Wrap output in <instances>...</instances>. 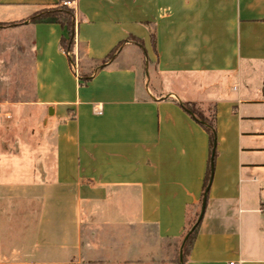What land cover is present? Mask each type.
I'll return each mask as SVG.
<instances>
[{"label":"crops","instance_id":"1","mask_svg":"<svg viewBox=\"0 0 264 264\" xmlns=\"http://www.w3.org/2000/svg\"><path fill=\"white\" fill-rule=\"evenodd\" d=\"M60 1L0 0V28L29 34L32 103L52 140L36 177L0 180V256L11 199L40 202L26 239L47 257L80 247L92 227L136 234L125 254L181 242L210 161L184 264H264V0H70L84 83L60 49L65 26L30 21ZM184 102L213 119L211 160Z\"/></svg>","mask_w":264,"mask_h":264},{"label":"rangeland","instance_id":"2","mask_svg":"<svg viewBox=\"0 0 264 264\" xmlns=\"http://www.w3.org/2000/svg\"><path fill=\"white\" fill-rule=\"evenodd\" d=\"M28 32L0 28V180L26 182L50 156L51 126L47 114L32 103V65ZM261 69V64H256ZM198 107V106H197ZM204 116L210 114L198 107ZM38 200L11 199L2 203L4 251L0 264H181V242L168 241L158 251L125 254V240L134 237L124 228L84 234L80 247L52 257L32 252L31 236ZM193 213L189 220L192 222ZM29 229V230H28ZM137 236V235H136ZM181 250V251H180Z\"/></svg>","mask_w":264,"mask_h":264},{"label":"trees","instance_id":"3","mask_svg":"<svg viewBox=\"0 0 264 264\" xmlns=\"http://www.w3.org/2000/svg\"><path fill=\"white\" fill-rule=\"evenodd\" d=\"M31 22H38V21H46V22H58L61 25L65 26L68 32V37H62L60 41V48H63L64 50L74 52V45H75V27H74V8L70 7L66 4H63L62 0L52 6L43 8L36 13L32 14L30 16ZM5 25L13 24V23H4ZM116 49H113L110 51L104 58L99 60L97 63V68L102 67L105 65V63L112 58L114 55ZM70 62L72 61V58H69ZM91 76L90 74L84 75V74H78V78L82 83L86 82ZM182 106L190 113L192 116L197 119L208 131L209 139H210V160L214 155V122L211 117L204 116L203 113L198 109V107L194 103L184 102L182 103ZM210 161H208V168L206 172V177L204 179L203 184V191H202V197L199 202V207L201 206V202L203 199V196H206V190L208 187V182L210 178ZM193 220L190 222L189 215L186 219L184 230L181 235V239L183 241L182 245V251H183V262L186 260L187 255L189 253V250L192 246L193 240L195 238V235L197 233V227L199 224V221H197V216L199 214V209H197L194 213ZM181 241V242H182Z\"/></svg>","mask_w":264,"mask_h":264},{"label":"built area","instance_id":"4","mask_svg":"<svg viewBox=\"0 0 264 264\" xmlns=\"http://www.w3.org/2000/svg\"><path fill=\"white\" fill-rule=\"evenodd\" d=\"M63 4H66L70 7H73L72 6V2L70 0H62ZM62 52H64L69 58H72V61H71V66H72V69L75 73V75L78 77V74H79V71H78V59H77V53L74 51L73 53L71 51H68V50H64L63 48H60ZM260 211L262 213H264V197H262L261 199V202H260ZM228 264H236L235 262L233 261H229Z\"/></svg>","mask_w":264,"mask_h":264},{"label":"water","instance_id":"5","mask_svg":"<svg viewBox=\"0 0 264 264\" xmlns=\"http://www.w3.org/2000/svg\"><path fill=\"white\" fill-rule=\"evenodd\" d=\"M205 204H206V196L204 195V196H203V199H202V202H201V206H200L199 214H198V216H197V221H199V220L202 218V215H203V212H204ZM182 245H183V241L181 242V248H180V249H182ZM180 251H181V250H180ZM179 258H180V263H181V264H184V262L182 261L181 253H180V255H179Z\"/></svg>","mask_w":264,"mask_h":264}]
</instances>
